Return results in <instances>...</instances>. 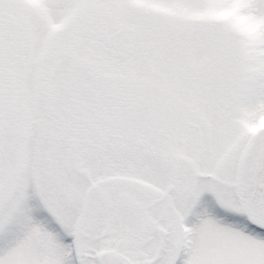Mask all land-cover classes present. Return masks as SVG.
Segmentation results:
<instances>
[{
    "label": "snow or ice",
    "instance_id": "snow-or-ice-1",
    "mask_svg": "<svg viewBox=\"0 0 264 264\" xmlns=\"http://www.w3.org/2000/svg\"><path fill=\"white\" fill-rule=\"evenodd\" d=\"M0 264H264V0H0Z\"/></svg>",
    "mask_w": 264,
    "mask_h": 264
}]
</instances>
